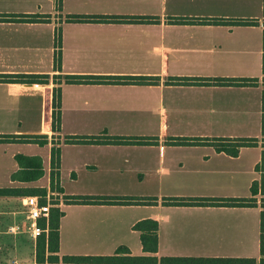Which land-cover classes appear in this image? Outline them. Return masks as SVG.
Returning <instances> with one entry per match:
<instances>
[{
    "label": "crops",
    "instance_id": "1",
    "mask_svg": "<svg viewBox=\"0 0 264 264\" xmlns=\"http://www.w3.org/2000/svg\"><path fill=\"white\" fill-rule=\"evenodd\" d=\"M61 2L59 8L57 0H0V187H40L55 175L62 196L157 197L155 203L61 201V255H108L122 245L133 255L149 254L133 226L155 218L159 258H260V196L251 206L172 204L166 198L253 195L264 149V0ZM9 14L50 18H1ZM69 14L151 19L68 21ZM22 73L46 75V81L3 77ZM70 75L159 81L68 82ZM218 78L241 82L220 84ZM26 135L46 141H28ZM92 136L102 140L88 139ZM109 136L127 139L106 140ZM219 138L232 144L256 140L232 154L217 148ZM54 149L59 167H53ZM26 158L38 159L43 172L27 177L36 167L28 169L21 162ZM37 196H0V261L37 262L33 247L27 256V236L13 241L5 235L9 225L24 223ZM77 234L100 240L80 241Z\"/></svg>",
    "mask_w": 264,
    "mask_h": 264
},
{
    "label": "trees",
    "instance_id": "2",
    "mask_svg": "<svg viewBox=\"0 0 264 264\" xmlns=\"http://www.w3.org/2000/svg\"><path fill=\"white\" fill-rule=\"evenodd\" d=\"M57 5L61 7V0H57ZM1 18L4 19H23V20H32V21H47L50 18V14H9ZM66 19L68 21H82V20H105V21H145L150 20L145 17L139 16H123V17H98V16H87V15H77L69 14ZM61 28L57 30V42L58 45L61 43ZM58 63L60 60L58 59ZM264 64V58H263ZM46 75L42 74H9L5 75L4 79L7 81H18V82H45L39 81L38 78L45 77ZM68 82H136V83H154L158 82V77H142V76H131L126 77V80H106L100 76H76L70 75L67 76ZM182 82H190V80H180ZM247 81V80H244ZM253 81V80H249ZM248 81V82H249ZM216 83L220 84H230L235 82H241L236 78H218L215 80ZM55 92L54 96V129L59 130L61 128V115L57 111V107L60 105V93L59 89ZM262 125H263V135H264V91H263V116H262ZM44 136V135H40ZM28 141L34 139H40L38 136L26 135ZM44 138V137H41ZM39 139L37 141H39ZM88 139L102 140L97 136L89 137ZM127 138L122 136H109L106 140L110 141H121ZM264 139V138H263ZM67 141H84L85 137L82 136H67ZM219 142H216L217 148L220 150H226L232 154H236L238 149L242 145H251L255 143V138H242L238 139L237 143H224L221 142L222 138L217 139ZM40 142V141H39ZM21 160V159H20ZM34 159L21 160V162H26L28 168H35L34 163H28ZM53 167L60 166V156L56 159L55 149L53 151L52 157ZM56 163V165H54ZM257 170L260 171V174L256 180L252 183V196L249 198H196V197H168L166 198L167 203L172 204H214V205H257L258 197H261V234H260V258L257 257H170L166 256L159 258L157 255L159 248V221L155 218H145L138 221L133 227L134 229L140 231L141 239L144 246V250L149 253L145 255H133L127 246H120L117 248L116 252L113 254L103 255H71L65 254L61 255L60 250V219L63 215V210L61 207L54 206L51 209V215L49 220V231L44 233L37 239V248H36V263H17V262H3L0 261V264H264V149L262 150L261 161L257 165ZM36 173V172H35ZM38 173L41 174L42 171L38 170ZM54 171L53 174H55ZM37 176V175H36ZM55 175L53 176V178ZM43 190V189H41ZM38 189L29 188V187H0V196L6 195H43L37 192ZM45 195V194H44ZM65 200L67 203H155L157 197H148V198H132V197H120V196H93V195H66ZM40 223L46 227V220L44 218L40 219Z\"/></svg>",
    "mask_w": 264,
    "mask_h": 264
},
{
    "label": "rangeland",
    "instance_id": "3",
    "mask_svg": "<svg viewBox=\"0 0 264 264\" xmlns=\"http://www.w3.org/2000/svg\"><path fill=\"white\" fill-rule=\"evenodd\" d=\"M46 78L45 77H40V78H38V80L39 81H46L45 80ZM39 139V138H38ZM39 141L40 142H42V143H44L46 140H45V138H40L39 139ZM58 150L57 149H55V157H56V159H57V157H58ZM28 163H34L36 166V168L35 169H33V170H28L27 172V177H34V176H36V175H38L39 173H38V170H41L42 172H43V170H42V168L40 169V167H41V165H39L40 164V162H39V160L38 159H34L33 161L31 160V161H29ZM42 163V162H41ZM54 165H56V163L54 164ZM29 169V168H28ZM34 172H36V173H34ZM41 183L42 184H44L43 186H40V187H29V188H35V189H38V193H40V194H43V195H38L37 197H36V199H37V201L38 202H50L51 203V206L52 207H54V206H60V203H61V201H64V202H66V200H65V196L66 195H61L60 194V192H62V190H61V187H60V182L56 179V176L53 178V180H51L50 182L49 181H46V180H43V181H41ZM46 184V185H45ZM41 189H43V190H41ZM45 194V195H44ZM49 194V195H48ZM62 196V197H61ZM23 205V206H22ZM25 205V200L23 201V204H21L20 206V208H22V209H24V208H27L26 206H24ZM66 210H68L69 208H65ZM24 214V213H23ZM102 215V214H101ZM69 217L67 216V217H65V219H64V233H65V237L67 236V234H68V224H67V219H68ZM11 225H9L8 227H7V230H6V233H5V235L7 236V237H9V238H12L13 239V241H15V240H23V237L24 236H27V237H25L26 239H27V256H28V258H30V254H31V252H32V247H33V249H34V251L36 250V248H37V239H35V238H33L28 232H26V231H18V232H12V231H10V229H9V227H10ZM9 235V236H8ZM31 238V239H30ZM67 238V237H66ZM77 240H80V241H86V242H89V243H97V242H99V240H100V238H95V237H89V236H86L85 237V239H83L82 237H79V234H77ZM29 243V244H28ZM30 247H31V249H30Z\"/></svg>",
    "mask_w": 264,
    "mask_h": 264
},
{
    "label": "built area",
    "instance_id": "4",
    "mask_svg": "<svg viewBox=\"0 0 264 264\" xmlns=\"http://www.w3.org/2000/svg\"><path fill=\"white\" fill-rule=\"evenodd\" d=\"M37 200V199H36ZM51 203L48 202H38L33 201L30 207L25 210V220L24 223H17L9 227L10 231H26L33 238L38 239L44 233L49 231V220L51 215ZM44 218L46 220V227L40 223V219Z\"/></svg>",
    "mask_w": 264,
    "mask_h": 264
},
{
    "label": "bare ground",
    "instance_id": "5",
    "mask_svg": "<svg viewBox=\"0 0 264 264\" xmlns=\"http://www.w3.org/2000/svg\"><path fill=\"white\" fill-rule=\"evenodd\" d=\"M197 230V229H196Z\"/></svg>",
    "mask_w": 264,
    "mask_h": 264
}]
</instances>
